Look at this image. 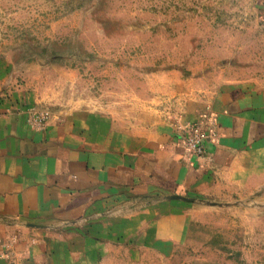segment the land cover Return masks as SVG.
Instances as JSON below:
<instances>
[{
  "label": "rangeland",
  "instance_id": "rangeland-1",
  "mask_svg": "<svg viewBox=\"0 0 264 264\" xmlns=\"http://www.w3.org/2000/svg\"><path fill=\"white\" fill-rule=\"evenodd\" d=\"M263 77L258 0H0V107L33 129L134 147L194 124L221 87ZM240 204L180 209L179 225L118 264H264V206Z\"/></svg>",
  "mask_w": 264,
  "mask_h": 264
},
{
  "label": "crops",
  "instance_id": "crops-1",
  "mask_svg": "<svg viewBox=\"0 0 264 264\" xmlns=\"http://www.w3.org/2000/svg\"><path fill=\"white\" fill-rule=\"evenodd\" d=\"M258 5L264 21V0ZM2 108L0 264H118V254L139 256L149 239H163V225H179L185 207L264 206V77L215 93L200 156L185 154L177 131L131 147L62 125L33 129ZM137 203L152 204L106 214Z\"/></svg>",
  "mask_w": 264,
  "mask_h": 264
},
{
  "label": "built area",
  "instance_id": "built-area-1",
  "mask_svg": "<svg viewBox=\"0 0 264 264\" xmlns=\"http://www.w3.org/2000/svg\"><path fill=\"white\" fill-rule=\"evenodd\" d=\"M205 116L199 122L188 125L183 128L182 132H178L182 140V147L186 155L200 156L203 153L204 141L207 138V133L204 127ZM37 124H42V118L37 119Z\"/></svg>",
  "mask_w": 264,
  "mask_h": 264
}]
</instances>
